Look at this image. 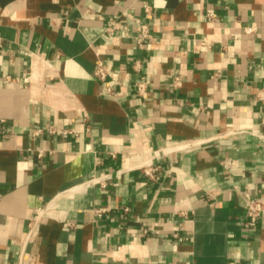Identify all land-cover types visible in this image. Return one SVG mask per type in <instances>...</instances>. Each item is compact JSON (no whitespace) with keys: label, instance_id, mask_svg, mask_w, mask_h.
Listing matches in <instances>:
<instances>
[{"label":"crops","instance_id":"crops-1","mask_svg":"<svg viewBox=\"0 0 264 264\" xmlns=\"http://www.w3.org/2000/svg\"><path fill=\"white\" fill-rule=\"evenodd\" d=\"M149 2L0 0V264H264V0Z\"/></svg>","mask_w":264,"mask_h":264},{"label":"built area","instance_id":"built-area-1","mask_svg":"<svg viewBox=\"0 0 264 264\" xmlns=\"http://www.w3.org/2000/svg\"><path fill=\"white\" fill-rule=\"evenodd\" d=\"M142 8L146 15H150L152 13V5L149 0H142ZM208 17L210 19H214L216 14L213 12H209ZM124 19H132L139 25L138 32L133 36L134 42L137 44L139 48H144L146 44V40L152 36V31L149 28V24L147 22L142 21L140 16L136 15L132 10V7L123 10L118 18L110 19L106 24V31L110 35H116L120 30H128V24L125 23ZM248 30H252L253 28L249 27ZM207 44L206 40L203 41V48ZM137 66H141V61L138 60L136 62ZM94 76L98 78L100 81L105 83V79L108 75V70L106 63L104 60L97 59L95 64ZM8 79H13L10 75H8ZM180 79L176 78V83H179ZM136 91L138 94H144L148 88V82L144 75H141L137 81L135 82ZM106 90L109 92H114L112 86L106 85ZM259 98L264 99V94H259ZM50 132H53V129H49ZM42 132V129H37V133ZM157 168L153 165L145 169V172L149 175H153ZM264 218V194L256 195L252 197L246 206L244 211V215L241 218L243 224L247 227H250L256 224L260 219ZM32 228V227H31ZM32 230V229H30ZM176 237H178V232L174 233ZM229 264H240L239 262L232 260Z\"/></svg>","mask_w":264,"mask_h":264}]
</instances>
